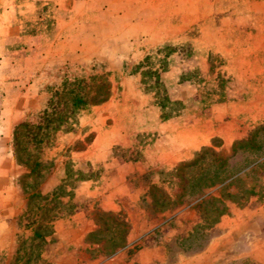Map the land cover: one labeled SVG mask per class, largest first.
Here are the masks:
<instances>
[{"label": "rangeland", "instance_id": "rangeland-1", "mask_svg": "<svg viewBox=\"0 0 264 264\" xmlns=\"http://www.w3.org/2000/svg\"><path fill=\"white\" fill-rule=\"evenodd\" d=\"M101 79L104 100L79 102ZM21 123L43 165L28 193ZM262 123L264 0H0V264H171L208 247L201 264H264V134L229 157ZM99 210L127 224L105 218L113 233L91 239Z\"/></svg>", "mask_w": 264, "mask_h": 264}, {"label": "trees", "instance_id": "trees-1", "mask_svg": "<svg viewBox=\"0 0 264 264\" xmlns=\"http://www.w3.org/2000/svg\"><path fill=\"white\" fill-rule=\"evenodd\" d=\"M147 71L154 73V71H150V70H147ZM147 71H145V73H147ZM98 84L100 85V87H104L102 94L98 93L97 95H92L91 97H89V95H82L84 97H82V98L79 97V102H81L83 100L86 103L90 100L89 98H94V97H98L97 99H99V101L104 100V98L108 94V89L106 86L105 79H101V81H99ZM87 86H88V84H87ZM72 93H73V98H74L76 93L73 92V88L70 87V84H65L63 87L62 98L65 97V99L68 100V95H71ZM56 94L59 95L58 92ZM60 112L61 111H55V112H52L51 114L48 112H44L43 113V115H44L43 119L47 118V122H51L54 119L62 120L63 115ZM32 128H33V126L29 123H21L18 127L15 128V131H14L16 158H17L18 162H20L21 164H23L26 167V172L23 175V180L21 179V186H22L24 192H27V190H29L33 186V182H28L27 178L33 177V175L38 176V175H41L43 173L42 172V168H43L42 167L43 166L42 161L40 159H34L33 160L32 155L28 152V148H27V143H28V140L30 137V133L32 132ZM262 134H264V123H262L256 127H254L253 129H251L248 132L246 137L235 141L233 144L232 153L229 157H234L237 153V150H245V149H249L250 151L260 150L261 145L257 143L256 139H257V137H259ZM20 136H22V137L20 138ZM25 138H27V141L24 140ZM203 150H205V149H203ZM213 153H215V152H213ZM202 159H203V154L199 153L195 159L188 161V162H183V164L180 165L179 168L172 171L171 174L175 175V177L182 178L183 177V172L181 170L182 168H188L189 166L196 164L198 161H200ZM227 160H228V157H225L221 161V163L225 164L227 162ZM248 168H246V169H248ZM79 174H80V177H83L82 173H79L78 171L73 170V171H71L69 178H75ZM60 189L61 188H59V190L54 191L50 194H48V193L42 194L39 191H35V192H31V193L29 192V195H28L29 204L31 202L36 204L37 201H39V200H45V201L46 200L47 201H54L55 200L56 201V200H58V198L60 196V192H61ZM63 206H65V205H63ZM51 210H52V207H51V209L48 208L47 212H49V211L51 212ZM30 211H31V216H32V209ZM97 215H98L97 218H100V217L103 218V222L100 221L101 219L96 220V222L99 224V227H98V229H95L93 232L89 233V237L91 236L90 237L91 239L92 238L94 239V237L98 236V234H100L101 232L106 231V230H108V233H113V232H111V230H109V228H104V219L105 218L110 219L113 223H115L116 226L127 224V221L124 219V217L118 213H113L111 211L99 210V211H97ZM54 217H55V215H50L47 218V232L50 229L49 224H50V222H52ZM118 230H120L119 227H118ZM125 231H127V229H125L122 232H125ZM35 233H36V231H35ZM125 235H126V233H124V236ZM101 239L102 238H99V239H97V241H101ZM109 246H112V248H115L114 240L112 241V243Z\"/></svg>", "mask_w": 264, "mask_h": 264}, {"label": "crops", "instance_id": "crops-1", "mask_svg": "<svg viewBox=\"0 0 264 264\" xmlns=\"http://www.w3.org/2000/svg\"><path fill=\"white\" fill-rule=\"evenodd\" d=\"M264 238V237H263ZM255 244H253V250H251V252L247 253L246 256H253L254 251H255ZM155 251V249H147V250H139V253L145 256H150L153 252ZM211 252V249L208 247L198 253L195 254H184L183 256H181V258H179L178 261L171 263V264H191L193 261H195L194 264H201L203 261L206 260V256L207 254L209 255ZM240 258V257H237ZM151 259L149 258L148 261H150Z\"/></svg>", "mask_w": 264, "mask_h": 264}]
</instances>
